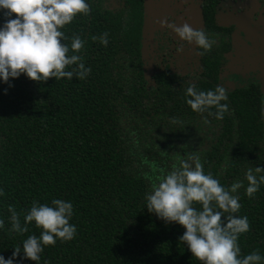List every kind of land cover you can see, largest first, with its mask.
<instances>
[{
  "label": "trees",
  "instance_id": "trees-1",
  "mask_svg": "<svg viewBox=\"0 0 264 264\" xmlns=\"http://www.w3.org/2000/svg\"><path fill=\"white\" fill-rule=\"evenodd\" d=\"M100 16L108 25L80 24L78 31L73 18L61 29L62 42L70 44L74 35L83 41L76 54L90 69L84 78L35 82L21 74L10 78V87L0 83V255L8 258L13 247L40 231L32 222L23 233L9 231V205L23 223L33 201L59 198L72 203L73 237L44 246L38 262L18 254L19 264H201L177 239L180 225L166 224L144 209V194L190 155L225 187L236 180L246 184L249 166L264 169L259 114L230 128L233 151L225 147L220 153L216 145L196 142L199 133L180 121V112L169 124L168 113L160 110L166 85L161 93L148 90L140 74L132 82L127 67L116 63V54L133 51L130 19L115 20L106 10ZM102 33H107L105 44L93 39ZM174 99L183 103L185 96ZM236 172L240 175L230 176ZM235 194L240 208L233 215L246 216L249 224L237 238L240 255L255 250L262 257L258 264H264V183L252 196L243 186Z\"/></svg>",
  "mask_w": 264,
  "mask_h": 264
},
{
  "label": "clouds",
  "instance_id": "clouds-1",
  "mask_svg": "<svg viewBox=\"0 0 264 264\" xmlns=\"http://www.w3.org/2000/svg\"><path fill=\"white\" fill-rule=\"evenodd\" d=\"M88 11L87 0H0V83L10 87V78L21 74L35 82L49 77L70 79L73 75L84 78L90 69L76 54L83 41L74 35L70 44L62 42L65 33L61 29L78 13ZM168 27L181 42L194 44L197 54L207 52L214 43L204 30L187 23H169ZM93 39L105 44L107 33ZM184 94L185 103L194 112L214 108L209 114L219 120L228 109V104L223 103L225 89L220 84L201 90L187 83ZM260 173H264L260 166L248 168L244 173L246 184L236 180L225 187L211 173L204 172L198 156L190 155L156 178L151 190L144 194V209L166 224L180 225L183 232L177 239L201 264H258L262 257L257 251L240 255L237 238L248 231L249 224L246 216L233 214L240 208L237 189L243 186L245 195L252 196L264 183V174ZM197 204L199 208L195 207ZM72 208L70 201L59 198L50 203L33 201L21 223L16 210L9 205V231L23 233L29 222L40 231L38 236L28 235L21 245L13 247L8 258L0 255V264H19L15 259L18 254L21 260L38 262L44 246L71 239L75 233V225L69 223ZM3 227L0 220V228Z\"/></svg>",
  "mask_w": 264,
  "mask_h": 264
},
{
  "label": "flooded vegetation",
  "instance_id": "flooded-vegetation-1",
  "mask_svg": "<svg viewBox=\"0 0 264 264\" xmlns=\"http://www.w3.org/2000/svg\"><path fill=\"white\" fill-rule=\"evenodd\" d=\"M222 1L199 0L200 22L195 25L187 23L194 29L204 30L214 40L212 47L202 55L197 54L194 44L181 42L170 30L157 37L162 31L157 33L154 12L148 18L150 23L146 25V0H87L88 13H78L74 17L78 31L80 24H84L85 28H91L92 24L106 25V21L100 16L102 10L110 12L115 20L129 18L135 32L133 51L131 55L122 52L116 54V63L127 67L132 82L139 80L137 76L140 74L145 82L143 86L148 90H158L161 93V87L166 85L170 93H164L165 104L160 110L168 113L169 124L173 123L172 114L180 112V121L189 122L190 128H195L199 133L196 142L202 139L204 146L216 145V150L220 153L225 147L230 151L236 149L232 143V140L235 141L234 131L230 128L255 120L257 113L262 128L260 143L264 146V78L256 73L257 69L253 70L259 65L264 68V0H258L262 4L253 15L255 25L246 29L247 31L230 18V15L239 13L236 10L228 11L230 6H227V1L224 6L227 11L225 16H219ZM242 8L243 6H237L236 9ZM190 20L193 21L191 17ZM109 22L112 23V20L109 19ZM252 58L254 65L250 64ZM187 83H192L201 90L222 85L226 94L223 103L228 104L223 118L218 120L209 114L215 111L214 108L196 114L185 101L175 104L174 96H185ZM136 88H139L138 84ZM205 120L207 123H204ZM214 157H211L212 160H215ZM251 162L255 163L254 160ZM253 166L256 165L249 167ZM237 175L240 174L236 172L230 176Z\"/></svg>",
  "mask_w": 264,
  "mask_h": 264
},
{
  "label": "rangeland",
  "instance_id": "rangeland-1",
  "mask_svg": "<svg viewBox=\"0 0 264 264\" xmlns=\"http://www.w3.org/2000/svg\"><path fill=\"white\" fill-rule=\"evenodd\" d=\"M148 1V3H147ZM198 1L199 0H146V25L148 24V18L155 13V20L154 23L156 25L157 33L162 31V34L157 36L161 37L164 32L170 30V33L175 36V33L168 27V21L171 23L173 22L175 26H179L184 23L192 22L194 25L195 23L200 22L199 10H198ZM225 1H227L228 11L233 10L239 14H235L233 16L230 15V18L240 27L246 29L252 28L255 25L254 14L257 13L260 5L262 4L258 0H223L219 5V16H225ZM237 6H243L242 9H236ZM149 11V12H148ZM181 11V13H179ZM148 14V17H147ZM190 17L193 21L190 20ZM150 23V22H149ZM190 26V25H189ZM191 27V26H190ZM247 31V30H246ZM165 35V34H164ZM166 37V35H165ZM250 64L254 65L255 61L254 58L250 60ZM256 73H260V76L264 78V68L260 65L257 68Z\"/></svg>",
  "mask_w": 264,
  "mask_h": 264
}]
</instances>
